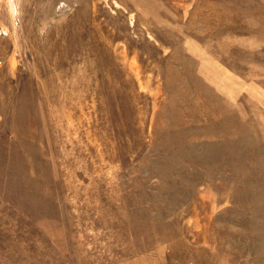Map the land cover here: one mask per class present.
<instances>
[{"label": "rangeland", "instance_id": "rangeland-1", "mask_svg": "<svg viewBox=\"0 0 264 264\" xmlns=\"http://www.w3.org/2000/svg\"><path fill=\"white\" fill-rule=\"evenodd\" d=\"M0 264H264V0H0Z\"/></svg>", "mask_w": 264, "mask_h": 264}]
</instances>
